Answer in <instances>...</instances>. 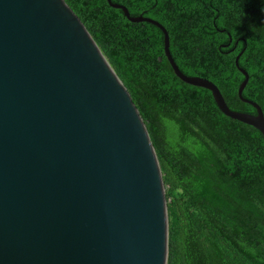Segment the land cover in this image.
Wrapping results in <instances>:
<instances>
[{
	"label": "water",
	"instance_id": "obj_1",
	"mask_svg": "<svg viewBox=\"0 0 264 264\" xmlns=\"http://www.w3.org/2000/svg\"><path fill=\"white\" fill-rule=\"evenodd\" d=\"M164 36V55L184 84L207 90L227 118L257 130L255 114L232 111L212 82L184 75ZM168 212L160 165L145 124L81 20L64 0H0V264H167Z\"/></svg>",
	"mask_w": 264,
	"mask_h": 264
},
{
	"label": "trees",
	"instance_id": "obj_2",
	"mask_svg": "<svg viewBox=\"0 0 264 264\" xmlns=\"http://www.w3.org/2000/svg\"><path fill=\"white\" fill-rule=\"evenodd\" d=\"M127 89L165 186L167 264H264V139L225 117L207 90L184 84L164 36L107 0H64ZM161 24L180 71L217 86L232 111L264 115V0H111Z\"/></svg>",
	"mask_w": 264,
	"mask_h": 264
}]
</instances>
